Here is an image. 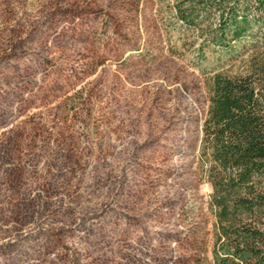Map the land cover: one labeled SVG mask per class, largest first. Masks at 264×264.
<instances>
[{
    "label": "rangeland",
    "instance_id": "1",
    "mask_svg": "<svg viewBox=\"0 0 264 264\" xmlns=\"http://www.w3.org/2000/svg\"><path fill=\"white\" fill-rule=\"evenodd\" d=\"M155 12L0 0V264H214L211 63L170 54Z\"/></svg>",
    "mask_w": 264,
    "mask_h": 264
},
{
    "label": "trees",
    "instance_id": "2",
    "mask_svg": "<svg viewBox=\"0 0 264 264\" xmlns=\"http://www.w3.org/2000/svg\"><path fill=\"white\" fill-rule=\"evenodd\" d=\"M151 1L168 52L211 63L195 164L213 263L264 264V0Z\"/></svg>",
    "mask_w": 264,
    "mask_h": 264
}]
</instances>
